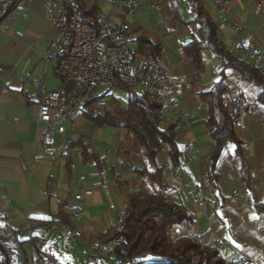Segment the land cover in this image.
<instances>
[{
  "label": "crops",
  "instance_id": "obj_1",
  "mask_svg": "<svg viewBox=\"0 0 264 264\" xmlns=\"http://www.w3.org/2000/svg\"><path fill=\"white\" fill-rule=\"evenodd\" d=\"M46 1L20 0L0 24V224L13 233L24 253L30 238L41 242L40 249L48 256L45 264H103L101 258L110 264H131L118 255H99L93 239L122 218L129 192H158L147 178L138 179L133 174L142 169L151 172L153 166L142 150H129L124 129L98 128L80 111L73 117L74 133L70 135L67 127L61 145L62 137L56 134L59 150L52 158L45 156L44 128L37 124V108L25 99V93L31 90L32 81H43L46 90L62 87L55 64L44 65L41 59L54 35L44 14ZM81 1L86 10L95 7L96 12L114 20L124 11L134 38L149 33L158 41L164 74L172 80L171 95L187 114L185 118L177 114L162 117L164 122H175V142L181 154L179 180L173 177V167L164 152L158 160L164 168L163 180L171 188L166 198L184 206L195 219L190 227L171 226L168 241L189 238L215 250L224 264L237 260L264 264V103L257 99L264 91V83L243 80L236 69L224 68L220 57L208 48L200 51L202 69H195L191 58L182 53L192 39H199V25L188 0H132L136 8L131 12L120 6L123 0ZM198 1L231 57L255 69L250 60L243 58L239 46L251 43L264 53V0ZM9 2L0 0V13ZM220 2H227L224 16L218 11ZM221 73L226 87L222 103L235 95L248 102L247 114L233 129L241 142L248 182L242 177L234 144L226 143L215 165L217 181L213 188L206 181V161L215 142L212 129L205 126L208 106L197 95L210 91ZM106 101L105 106L113 111L114 105ZM117 106L122 110L126 105ZM79 137L90 138V150L100 159L98 166L92 159L83 160L80 145L67 147ZM185 147L190 151L185 152ZM114 176L124 183L118 185ZM194 187H199L201 196L215 202L213 209L201 211L191 202ZM78 194L82 195V213L73 222L71 205ZM64 221L71 222L81 238L69 240ZM28 224L32 226L30 231ZM220 241L222 245L216 247ZM63 245L68 250L60 253ZM155 259L145 254L138 261L151 263Z\"/></svg>",
  "mask_w": 264,
  "mask_h": 264
},
{
  "label": "trees",
  "instance_id": "obj_2",
  "mask_svg": "<svg viewBox=\"0 0 264 264\" xmlns=\"http://www.w3.org/2000/svg\"><path fill=\"white\" fill-rule=\"evenodd\" d=\"M82 12L84 20L91 25L96 23V8L91 7L86 10L81 0H72ZM20 0H10L1 14L16 8ZM194 20L199 25V39L192 41L182 48L184 56L191 58L196 70L202 69L200 51L203 48L210 49L217 54L224 68L236 69L243 80L251 81L255 84L264 83V77L260 76L255 69L249 68L242 62L235 61L231 54L225 49L224 44L217 38L216 29L208 18L203 6L198 0H188ZM140 56L152 58L164 73L160 53L161 46L158 41L149 33H140L134 38ZM58 79L62 84V91L66 93L72 89L70 82L64 76L57 73ZM224 75L220 74L219 80L213 84L210 91L198 94L197 98L204 101L208 106V119L205 126L212 129L211 137L215 146L206 161V181L208 185L216 188L217 176L215 165L226 143L235 146V155L239 159L241 174L245 182H248V170L246 162L241 155V142L234 134L232 122L222 106V95L226 92L223 84ZM113 88L124 90L127 96L126 106L119 114L107 108L104 100L107 95L97 96L87 103L82 111L83 117L94 126L101 128H120L124 129L129 137L128 148L133 153L142 150L151 162L153 169L147 172L142 169L134 171L133 174L138 178H147L157 186L158 192L151 194L144 190H132L125 196L126 210L122 219L110 229L96 236L93 241L95 250L101 245L122 238L123 242L117 244L113 255H118L128 260H135V264H224L213 249H209L199 243L186 238H178L174 242H169L167 237L168 229L173 225H184L190 227L195 219L188 210L179 204L173 203L166 198L171 188L163 180L164 168L159 166L158 160L164 152L168 157L173 168L179 165L181 154L175 142V122H164L160 114L161 107L148 101L145 94H136L128 90L121 84ZM258 101L264 103V91L258 96ZM115 105L119 103L114 102ZM80 145L82 148L83 160L92 159L98 166L100 159L94 156L90 150V138L79 137L75 142H70L67 147L72 148ZM118 185L124 181L119 176H114ZM60 217L65 219L63 214ZM70 229H75L71 222L64 221ZM8 230L6 225L0 224V245L5 250L6 237ZM35 250L37 255L42 256L41 242L35 240ZM22 249V244L17 243ZM23 250V249H22ZM124 250L125 254H121ZM24 252V251H23ZM8 264H19L18 254L6 251ZM149 254L156 259L151 263L138 261L142 255ZM163 258L168 261L164 262ZM0 264H4V257L0 251Z\"/></svg>",
  "mask_w": 264,
  "mask_h": 264
},
{
  "label": "built area",
  "instance_id": "obj_3",
  "mask_svg": "<svg viewBox=\"0 0 264 264\" xmlns=\"http://www.w3.org/2000/svg\"><path fill=\"white\" fill-rule=\"evenodd\" d=\"M121 7L130 12L136 8L132 0H123ZM154 8H157L155 6ZM227 2H220L219 13L227 12ZM45 18L54 29L53 38L41 59L44 65L53 62L59 74L71 83L72 89L63 93L62 89L46 90L43 81L31 82V90L25 93V99L36 106L38 125L43 126L42 145L45 156L52 158L64 142V135L74 133V114L82 112L84 105L93 99L103 88H113L117 84L125 86L136 94H145L148 101L161 107L160 114L166 116L177 114L185 118L187 114L179 109L178 101L171 95L172 80L161 73L156 62L149 57L140 56L133 34L125 21L124 11L119 13V19L114 20L109 15L97 12L96 23L88 24L72 0H47L44 5ZM237 31L238 29L235 28ZM239 51L245 60H250L258 74L264 77V53L251 43L240 44ZM224 111L229 116L233 127H238L247 114L248 102L241 95L230 98L228 103H222ZM58 134L61 143L58 145L54 136ZM185 152L190 151L185 147ZM173 177L180 178L179 166L172 169ZM208 184V183H207ZM199 187H194L191 202L201 211L213 209L215 202L198 193ZM82 195L73 197L71 205V221L77 222L82 209L79 203ZM122 218H119L118 222ZM30 231L32 226L28 224ZM5 250L18 253V244L11 231L5 232ZM81 238L76 229L68 228V239ZM123 242L118 238L101 245L96 251L99 255L109 258L113 255L117 244ZM223 242L216 243L220 247ZM63 245L60 253L67 251ZM125 254L124 250H120ZM25 254V264H45L48 256L43 252L37 255L35 241L28 240ZM164 262L168 260L163 258ZM135 264V260H129ZM245 260H237L228 264H245Z\"/></svg>",
  "mask_w": 264,
  "mask_h": 264
},
{
  "label": "rangeland",
  "instance_id": "obj_4",
  "mask_svg": "<svg viewBox=\"0 0 264 264\" xmlns=\"http://www.w3.org/2000/svg\"><path fill=\"white\" fill-rule=\"evenodd\" d=\"M103 95H107V98L105 99V100H107L106 104L109 106L114 105L113 112H115L117 114H119V112L121 110L119 109L120 108L119 106L114 104V102L119 103L121 106H124L127 103V98H126L127 94L124 90H121L118 88H111V89L103 88L97 92V96H103ZM54 140L58 141V135L54 136ZM66 256H67V254H66ZM100 262L103 264H110V262H108L107 260L102 259V258H101Z\"/></svg>",
  "mask_w": 264,
  "mask_h": 264
},
{
  "label": "water",
  "instance_id": "obj_5",
  "mask_svg": "<svg viewBox=\"0 0 264 264\" xmlns=\"http://www.w3.org/2000/svg\"><path fill=\"white\" fill-rule=\"evenodd\" d=\"M10 15V10L4 11L0 16V24L3 22V20ZM0 251L3 254L4 257V264H8V255L6 254V250L2 248L0 245ZM18 258H19V264H25V254L21 248L18 247Z\"/></svg>",
  "mask_w": 264,
  "mask_h": 264
}]
</instances>
